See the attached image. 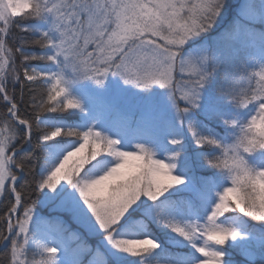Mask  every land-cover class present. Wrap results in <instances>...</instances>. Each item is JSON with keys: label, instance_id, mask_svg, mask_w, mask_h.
Listing matches in <instances>:
<instances>
[{"label": "snow or ice", "instance_id": "1", "mask_svg": "<svg viewBox=\"0 0 264 264\" xmlns=\"http://www.w3.org/2000/svg\"><path fill=\"white\" fill-rule=\"evenodd\" d=\"M0 208V264H264V0H0Z\"/></svg>", "mask_w": 264, "mask_h": 264}, {"label": "trees", "instance_id": "2", "mask_svg": "<svg viewBox=\"0 0 264 264\" xmlns=\"http://www.w3.org/2000/svg\"><path fill=\"white\" fill-rule=\"evenodd\" d=\"M2 211H3V209H2V208H0V213H2Z\"/></svg>", "mask_w": 264, "mask_h": 264}, {"label": "rangeland", "instance_id": "3", "mask_svg": "<svg viewBox=\"0 0 264 264\" xmlns=\"http://www.w3.org/2000/svg\"><path fill=\"white\" fill-rule=\"evenodd\" d=\"M233 2H235V0H233ZM242 259V258H241ZM258 264H259V262H258Z\"/></svg>", "mask_w": 264, "mask_h": 264}]
</instances>
